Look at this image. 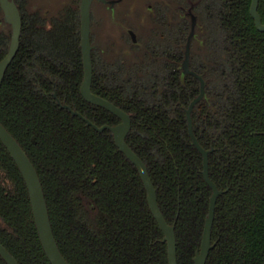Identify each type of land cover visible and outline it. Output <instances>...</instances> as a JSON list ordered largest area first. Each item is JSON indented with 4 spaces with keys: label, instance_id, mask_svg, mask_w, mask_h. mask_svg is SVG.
<instances>
[{
    "label": "trees",
    "instance_id": "trees-1",
    "mask_svg": "<svg viewBox=\"0 0 264 264\" xmlns=\"http://www.w3.org/2000/svg\"><path fill=\"white\" fill-rule=\"evenodd\" d=\"M209 2L207 94L192 112L194 134L210 151V179L222 191L206 264H264V32L251 17L252 0ZM258 12L264 24V0ZM24 23L0 88V123L38 172L62 255L69 264H169L136 166L109 130L96 131L62 105L98 127L120 120L82 98V69L65 33L42 31L37 16ZM6 54L0 35V62ZM182 86L152 98L121 91L118 82H95L93 92L131 114L126 142L147 166L159 208L175 226L178 264H195L213 192L185 112L199 83L190 77ZM0 243L18 264H51L25 181L1 141ZM0 264H7L1 256Z\"/></svg>",
    "mask_w": 264,
    "mask_h": 264
},
{
    "label": "flooded vegetation",
    "instance_id": "flooded-vegetation-1",
    "mask_svg": "<svg viewBox=\"0 0 264 264\" xmlns=\"http://www.w3.org/2000/svg\"><path fill=\"white\" fill-rule=\"evenodd\" d=\"M12 1L21 15L19 49L27 15L37 16L38 25L44 32H59V35L65 33L62 39L71 43L69 52L76 53L77 64L82 69L81 94L85 77L82 33L84 0ZM209 1L92 0L89 9V28L85 31L88 32L92 64L91 92L99 96L93 92L95 82L98 84L118 82L121 83V91H143L145 96L152 98L158 91L159 94L164 91L173 92V85L177 86L180 82L185 88L188 79L192 77L199 83V94L192 102L201 94V79L205 82V93L195 108L207 94L208 83L202 68L208 51L207 32H213L211 27L208 28L206 20V4L210 3ZM212 22L215 25L214 19ZM12 32V26L5 22L0 3V35L6 39L7 54ZM65 65L70 66L71 62ZM53 95L56 97V93ZM191 103L185 110L186 118ZM121 110L124 111L122 108ZM127 114L131 118V114Z\"/></svg>",
    "mask_w": 264,
    "mask_h": 264
},
{
    "label": "water",
    "instance_id": "water-1",
    "mask_svg": "<svg viewBox=\"0 0 264 264\" xmlns=\"http://www.w3.org/2000/svg\"><path fill=\"white\" fill-rule=\"evenodd\" d=\"M91 1L92 0H84L82 7L83 31H84L82 33H83L85 77L81 88V94L86 102L107 110L108 112L119 118L121 120V123L116 126L104 125L102 127H98L93 123H91L89 120L85 119L80 113L73 111L69 106L64 105L62 107L64 109H68L73 115L83 119L88 125L92 126L96 131L103 132L105 130H109L113 134L116 146L136 166V168L139 171V174L141 176V179L143 181L144 187L147 192L149 207L161 231L164 234V241L167 243L169 264H178L175 226H171L166 222L159 208L157 191L149 176L147 166L126 143L127 135L131 130L130 116L124 111H122L121 108L114 105L113 103L99 96H96L91 92L92 64H91L90 51L88 47V38H87L88 32H85L88 31L89 28V9L91 5ZM0 3L4 12L5 22L10 24L13 30L8 54L0 62V88H1L6 71L9 65L11 64V62L14 60L19 49L22 22H21L20 12L14 1L0 0ZM258 6H259V0H252L250 14L255 22V26L257 30L260 32H264V24L258 13ZM201 82H202L201 94L191 103L189 109L187 110V118H188L189 134L192 138L194 145L203 156V164H204L203 175L205 181L208 184V186L212 189L213 194L210 200L209 214L205 222L201 250L196 254V257L194 259L195 264H206L209 257V253L214 247L212 245V228L215 218L217 200L219 196L222 194V191H220L213 183V181L210 179V175H209L210 151H207L200 146L193 132V122L191 118V112L194 106L196 105V103H198L202 99L205 93V82L202 79ZM0 141L5 146L10 156L16 163L25 181L32 206V212L34 216L36 229L43 250L48 260L50 261L51 264H69L62 255L58 247L57 241L55 239L43 186L35 166L29 159L26 152L20 146V144L15 140V138L7 131V129L1 123H0ZM0 256L7 264H18L17 260L7 251V249L1 243H0Z\"/></svg>",
    "mask_w": 264,
    "mask_h": 264
},
{
    "label": "rangeland",
    "instance_id": "rangeland-1",
    "mask_svg": "<svg viewBox=\"0 0 264 264\" xmlns=\"http://www.w3.org/2000/svg\"><path fill=\"white\" fill-rule=\"evenodd\" d=\"M34 1L37 2V0H33V2H34ZM134 1H135V0H134ZM139 1H140V0H139Z\"/></svg>",
    "mask_w": 264,
    "mask_h": 264
}]
</instances>
